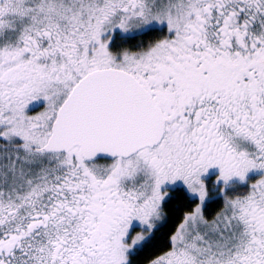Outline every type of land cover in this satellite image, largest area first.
<instances>
[{
    "label": "snow or ice",
    "instance_id": "6c2138e0",
    "mask_svg": "<svg viewBox=\"0 0 264 264\" xmlns=\"http://www.w3.org/2000/svg\"><path fill=\"white\" fill-rule=\"evenodd\" d=\"M0 264H264V0H0Z\"/></svg>",
    "mask_w": 264,
    "mask_h": 264
}]
</instances>
